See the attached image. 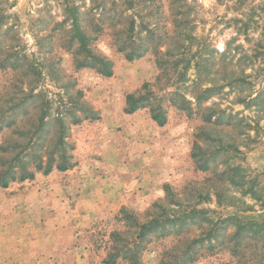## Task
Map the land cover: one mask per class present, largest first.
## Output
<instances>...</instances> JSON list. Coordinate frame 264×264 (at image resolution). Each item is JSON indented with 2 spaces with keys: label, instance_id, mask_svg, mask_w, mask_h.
I'll list each match as a JSON object with an SVG mask.
<instances>
[{
  "label": "rangeland",
  "instance_id": "1",
  "mask_svg": "<svg viewBox=\"0 0 264 264\" xmlns=\"http://www.w3.org/2000/svg\"><path fill=\"white\" fill-rule=\"evenodd\" d=\"M0 175V264H264V0H0Z\"/></svg>",
  "mask_w": 264,
  "mask_h": 264
},
{
  "label": "trees",
  "instance_id": "2",
  "mask_svg": "<svg viewBox=\"0 0 264 264\" xmlns=\"http://www.w3.org/2000/svg\"><path fill=\"white\" fill-rule=\"evenodd\" d=\"M97 30H99V29H97ZM133 30H134V28H133V26H132V29H131V32H133ZM80 36H81V40H83V43H82V45L84 46V47H86V45H87V41H85L86 40V36H85V34L84 33H80ZM95 38H97V37H95ZM85 41V42H84ZM131 41H132V38H131ZM126 44L127 43H124V44H122V45H120L119 47H118V50L119 51H123L125 48H126ZM127 57L129 58V59H132L134 56L133 55H127ZM100 60V59H99ZM103 63H104V65H105V67H106V69L103 71V72H105V74H107V75H111L112 74V70H111V68H112V63L110 62V61H103ZM133 98V96H129V101H130V99H132ZM130 103V102H129ZM159 116V115H158ZM160 116H162L161 114H160ZM152 118L155 120V121H157L159 124H164V122H165V117H163V121H158V117H156V115H155V112H153V114H152ZM44 121H45V118L44 117H42L41 118V120H40V122H42V123H44ZM1 151L2 152H4V151H6V148H4V147H2L1 148ZM39 168H41V164H40V166H39ZM69 168V166L66 164V165H61V166H59V165H57L56 166V169H58V170H62V171H65V170H67ZM53 169V166L51 165V164H47V169L45 170V172L46 173H49L51 170ZM40 170V169H39ZM34 176V174L33 173H30V174H28V176H26V177H24V178H22L21 180H23V179H28V178H32ZM7 181H6V179H3V176H1L0 175V186H5V185H7ZM155 225H159V223H158V220H156V221H153L150 225H147V226H150V227H147L146 225H142V232L143 233H141V237H143L144 236V234H145V230L148 228V230L149 229H151V227H153V226H155ZM122 234V232H115V233H113L112 234V236L113 237H115V236H118V235H121ZM125 256H127V254L125 253L124 254ZM117 256L118 255H114V254H112V255H109L108 257H107V259H105L104 260V263L105 264H115V262H116V258H117Z\"/></svg>",
  "mask_w": 264,
  "mask_h": 264
},
{
  "label": "crops",
  "instance_id": "3",
  "mask_svg": "<svg viewBox=\"0 0 264 264\" xmlns=\"http://www.w3.org/2000/svg\"><path fill=\"white\" fill-rule=\"evenodd\" d=\"M114 192H115V191H114ZM114 192H113V193H114Z\"/></svg>",
  "mask_w": 264,
  "mask_h": 264
}]
</instances>
